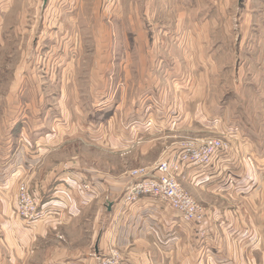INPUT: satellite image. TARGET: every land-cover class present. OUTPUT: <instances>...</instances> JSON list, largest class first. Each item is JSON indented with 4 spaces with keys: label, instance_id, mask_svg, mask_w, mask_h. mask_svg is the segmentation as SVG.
I'll use <instances>...</instances> for the list:
<instances>
[{
    "label": "rangeland",
    "instance_id": "obj_1",
    "mask_svg": "<svg viewBox=\"0 0 264 264\" xmlns=\"http://www.w3.org/2000/svg\"><path fill=\"white\" fill-rule=\"evenodd\" d=\"M64 7L16 0L1 17L0 109L13 90L62 137L40 165L89 169L109 189L187 143L221 139L224 152L244 160L239 181L203 196L179 183L205 220L207 208H218L241 225L238 237L251 239L247 253L222 255L224 264H264V0H77ZM159 101L166 113L177 110L176 130L158 126ZM27 181L16 183L17 192L30 189ZM100 204L49 230L32 246L43 254L31 263L90 248L94 220L105 217ZM105 247L121 254L109 240Z\"/></svg>",
    "mask_w": 264,
    "mask_h": 264
},
{
    "label": "crops",
    "instance_id": "obj_2",
    "mask_svg": "<svg viewBox=\"0 0 264 264\" xmlns=\"http://www.w3.org/2000/svg\"><path fill=\"white\" fill-rule=\"evenodd\" d=\"M49 1L41 0L44 4ZM56 1L64 9L77 6V0ZM15 2L0 0V34L4 30L1 17L13 13ZM69 16L71 23L77 21L73 10ZM11 92L0 109V264H32V257L43 254L32 249L38 240L49 235V230L71 225L97 202H101L105 217L94 220L97 232L90 248L74 250L68 256L43 257L33 264H96V259L106 254L107 240L120 250L121 264H224L222 255L247 253L251 239L247 235L238 237L236 227L241 225L218 213V208H207L208 216L200 223L183 221L180 213L159 199L141 195L135 202H125L124 192L132 178L108 192L105 181L91 177L86 168L65 164L46 172L40 163L62 137L53 135L46 122L36 118L33 106L21 105L20 97ZM161 104L159 101L155 109L158 126L167 130L170 123V129L176 130L180 124L177 110L168 109L166 113ZM178 154L170 159L178 160ZM229 154L220 152L209 167L185 164L177 173L178 181L183 187H193L200 196L214 194L218 188H231L228 183L239 181L244 160ZM25 179L40 201V214L26 222L16 213V183ZM84 184L91 189L85 190ZM239 185L238 191L247 194V182L240 181ZM237 241L242 246L238 247Z\"/></svg>",
    "mask_w": 264,
    "mask_h": 264
},
{
    "label": "built area",
    "instance_id": "obj_3",
    "mask_svg": "<svg viewBox=\"0 0 264 264\" xmlns=\"http://www.w3.org/2000/svg\"><path fill=\"white\" fill-rule=\"evenodd\" d=\"M224 149L226 145L218 138L203 140L199 144L187 143L179 152L178 160L161 161L152 171L137 173L124 192V201L135 202L141 195L159 199L180 213L183 221L200 223L204 219L203 207L184 191L177 173L188 163L209 165ZM83 188L88 190L90 187L84 184ZM16 201V213L22 220H33L40 214V201L23 185L16 193ZM101 259L100 264H121L120 253L115 248L107 250Z\"/></svg>",
    "mask_w": 264,
    "mask_h": 264
}]
</instances>
